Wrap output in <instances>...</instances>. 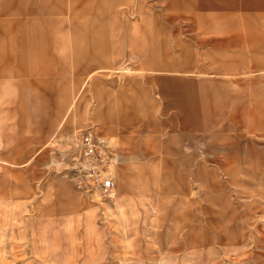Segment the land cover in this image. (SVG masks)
Masks as SVG:
<instances>
[{
	"label": "rangeland",
	"instance_id": "obj_1",
	"mask_svg": "<svg viewBox=\"0 0 264 264\" xmlns=\"http://www.w3.org/2000/svg\"><path fill=\"white\" fill-rule=\"evenodd\" d=\"M0 264H264V0H0Z\"/></svg>",
	"mask_w": 264,
	"mask_h": 264
},
{
	"label": "built area",
	"instance_id": "obj_2",
	"mask_svg": "<svg viewBox=\"0 0 264 264\" xmlns=\"http://www.w3.org/2000/svg\"><path fill=\"white\" fill-rule=\"evenodd\" d=\"M78 158L72 169L76 184L89 193H98L109 198L114 191L115 180L111 172L99 158V149L94 137L82 134L79 140Z\"/></svg>",
	"mask_w": 264,
	"mask_h": 264
},
{
	"label": "crops",
	"instance_id": "obj_3",
	"mask_svg": "<svg viewBox=\"0 0 264 264\" xmlns=\"http://www.w3.org/2000/svg\"><path fill=\"white\" fill-rule=\"evenodd\" d=\"M88 73H86V75H87ZM63 92H64V90H63ZM68 103H70V101L69 102H67L66 104H68Z\"/></svg>",
	"mask_w": 264,
	"mask_h": 264
},
{
	"label": "bare ground",
	"instance_id": "obj_4",
	"mask_svg": "<svg viewBox=\"0 0 264 264\" xmlns=\"http://www.w3.org/2000/svg\"><path fill=\"white\" fill-rule=\"evenodd\" d=\"M69 107V106H68Z\"/></svg>",
	"mask_w": 264,
	"mask_h": 264
}]
</instances>
